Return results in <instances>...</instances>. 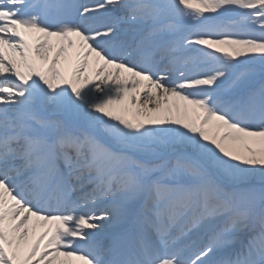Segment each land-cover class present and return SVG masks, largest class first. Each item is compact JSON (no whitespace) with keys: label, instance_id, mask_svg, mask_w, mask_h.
Returning <instances> with one entry per match:
<instances>
[{"label":"snow or ice","instance_id":"obj_1","mask_svg":"<svg viewBox=\"0 0 264 264\" xmlns=\"http://www.w3.org/2000/svg\"><path fill=\"white\" fill-rule=\"evenodd\" d=\"M0 264H264V0H0Z\"/></svg>","mask_w":264,"mask_h":264},{"label":"rangeland","instance_id":"obj_2","mask_svg":"<svg viewBox=\"0 0 264 264\" xmlns=\"http://www.w3.org/2000/svg\"><path fill=\"white\" fill-rule=\"evenodd\" d=\"M255 55H259V54H255Z\"/></svg>","mask_w":264,"mask_h":264}]
</instances>
